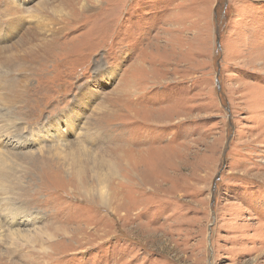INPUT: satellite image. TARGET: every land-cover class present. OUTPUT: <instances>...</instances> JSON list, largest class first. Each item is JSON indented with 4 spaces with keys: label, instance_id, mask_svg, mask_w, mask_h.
<instances>
[{
    "label": "rangeland",
    "instance_id": "1",
    "mask_svg": "<svg viewBox=\"0 0 264 264\" xmlns=\"http://www.w3.org/2000/svg\"><path fill=\"white\" fill-rule=\"evenodd\" d=\"M0 160V264H264V0H0Z\"/></svg>",
    "mask_w": 264,
    "mask_h": 264
},
{
    "label": "bare ground",
    "instance_id": "2",
    "mask_svg": "<svg viewBox=\"0 0 264 264\" xmlns=\"http://www.w3.org/2000/svg\"><path fill=\"white\" fill-rule=\"evenodd\" d=\"M2 26H3V25H2ZM34 46H35V45H34ZM34 46H33V47H34ZM48 46H49V44H48ZM43 50H44V49H43ZM0 162H2V161L0 160ZM1 164H2V163H1ZM8 205H9V204H8ZM11 206H12V205H11ZM9 207H10V206H9ZM9 234H10V233H9Z\"/></svg>",
    "mask_w": 264,
    "mask_h": 264
}]
</instances>
